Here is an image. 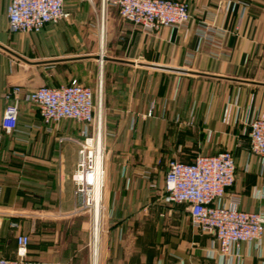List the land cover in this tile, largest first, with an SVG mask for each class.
Wrapping results in <instances>:
<instances>
[{
  "label": "crops",
  "instance_id": "crops-1",
  "mask_svg": "<svg viewBox=\"0 0 264 264\" xmlns=\"http://www.w3.org/2000/svg\"><path fill=\"white\" fill-rule=\"evenodd\" d=\"M113 1L66 0L69 21L22 34L9 32L0 0V256L16 258L12 219L30 237L27 259L44 264H264V238L221 254L187 204L164 193L168 159L231 149L230 191L242 195L241 209H264V163L249 140L250 121L264 116V0H184L187 26L152 35ZM201 27L225 32L221 45L200 42ZM73 78L102 89L106 211L93 249L89 215L74 213L78 144L60 140L77 137L79 124L62 120L48 132L38 106L23 101L19 131L1 128L5 89Z\"/></svg>",
  "mask_w": 264,
  "mask_h": 264
},
{
  "label": "built area",
  "instance_id": "built-area-1",
  "mask_svg": "<svg viewBox=\"0 0 264 264\" xmlns=\"http://www.w3.org/2000/svg\"><path fill=\"white\" fill-rule=\"evenodd\" d=\"M5 1L8 30L11 33H40L48 24L71 19L66 0ZM112 3L117 6L123 20L138 26L149 35L164 27H185L192 19L189 3L184 0H114ZM201 28L200 42L210 41L217 47L221 45L218 34L224 35L225 32ZM3 98L6 105L1 128L7 133L19 131L20 103L23 101L38 106L48 132H52L53 125L62 120H73L79 124L77 137L60 140L69 139L78 144L77 167L72 174L75 184L74 213L89 215L90 245L93 249L97 222L100 223L101 231L106 211L104 190L108 150L101 85L98 102L95 91L77 78L60 86L41 85L35 89L15 84L5 89ZM249 126L251 150L261 156L264 163V116L253 118ZM236 168V157L231 149L211 155L198 154L187 162L175 158L167 160L164 190L166 200L187 204L193 227L200 233L213 236L221 254L232 253L240 248L242 242H255L260 246L264 238V209H241L242 195L238 191H230L236 181ZM143 176L151 179L152 172L147 170ZM151 184L155 186V183ZM8 227L17 231L16 258L0 256V264H44L39 260L26 259L30 237L21 232L20 223L11 219Z\"/></svg>",
  "mask_w": 264,
  "mask_h": 264
},
{
  "label": "rangeland",
  "instance_id": "rangeland-1",
  "mask_svg": "<svg viewBox=\"0 0 264 264\" xmlns=\"http://www.w3.org/2000/svg\"><path fill=\"white\" fill-rule=\"evenodd\" d=\"M92 86L94 87V85H92ZM94 89L96 90V88H94ZM98 89H99V88H97V90H96V92H95V93H96V101H97V102H98V100H99V99H98V97H99Z\"/></svg>",
  "mask_w": 264,
  "mask_h": 264
},
{
  "label": "water",
  "instance_id": "water-1",
  "mask_svg": "<svg viewBox=\"0 0 264 264\" xmlns=\"http://www.w3.org/2000/svg\"><path fill=\"white\" fill-rule=\"evenodd\" d=\"M96 57H97L98 59H100L101 56L97 55Z\"/></svg>",
  "mask_w": 264,
  "mask_h": 264
},
{
  "label": "trees",
  "instance_id": "trees-1",
  "mask_svg": "<svg viewBox=\"0 0 264 264\" xmlns=\"http://www.w3.org/2000/svg\"><path fill=\"white\" fill-rule=\"evenodd\" d=\"M30 244H31V240H30ZM30 244H29V246H30ZM5 257V256H4ZM9 258V257H8ZM27 259V258H26ZM28 260V259H27Z\"/></svg>",
  "mask_w": 264,
  "mask_h": 264
}]
</instances>
